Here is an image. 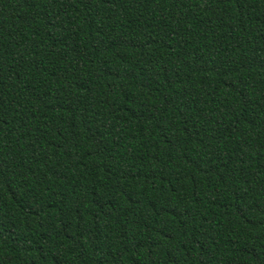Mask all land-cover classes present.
<instances>
[{"label": "trees", "instance_id": "obj_1", "mask_svg": "<svg viewBox=\"0 0 264 264\" xmlns=\"http://www.w3.org/2000/svg\"><path fill=\"white\" fill-rule=\"evenodd\" d=\"M0 264H264V0H0Z\"/></svg>", "mask_w": 264, "mask_h": 264}]
</instances>
